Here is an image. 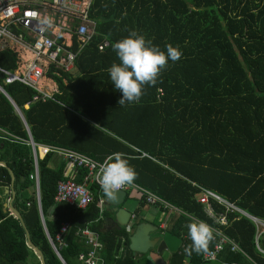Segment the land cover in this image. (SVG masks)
Listing matches in <instances>:
<instances>
[{
	"label": "trees",
	"instance_id": "obj_1",
	"mask_svg": "<svg viewBox=\"0 0 264 264\" xmlns=\"http://www.w3.org/2000/svg\"><path fill=\"white\" fill-rule=\"evenodd\" d=\"M89 16L96 21L95 34L78 54L75 70L46 73L56 84L49 98L42 100L18 81L5 83L0 73L7 94L0 91V133L6 132L0 138L5 163L0 165V264L30 257V264H40L26 232L44 264H63L53 246L64 264H81L77 256L87 246L77 232L83 227L97 232L107 264H147L146 255L132 254L126 229L99 230L96 200L104 193L97 183L88 184L93 201L85 209L54 202L58 181L81 183L87 171L53 151L41 155L39 146L73 150L100 164L122 153L137 173L133 184L178 211L164 228L182 240L168 264H264V230L213 199V210L227 219L221 230L243 253L224 247L215 261H204V252H184L191 244L189 222L217 226L197 201L201 189L264 221V0H92ZM133 29L162 51L172 46L181 55L166 64L155 85L145 86L137 102L120 106L121 93L107 68L118 63L112 44ZM103 40L108 45L99 50ZM16 60L14 52L0 51L1 68L15 69ZM31 141L43 156L36 161L38 195L30 178ZM9 170L11 204L21 220L2 211L11 198L4 194ZM65 222L60 244L57 234ZM212 245L211 239L207 250Z\"/></svg>",
	"mask_w": 264,
	"mask_h": 264
},
{
	"label": "built area",
	"instance_id": "obj_2",
	"mask_svg": "<svg viewBox=\"0 0 264 264\" xmlns=\"http://www.w3.org/2000/svg\"><path fill=\"white\" fill-rule=\"evenodd\" d=\"M91 4L92 0H0V51L10 49L17 55L23 53L30 55L29 59H22L19 56L20 62L17 63L14 70L0 67L4 82L9 84L18 81L37 90L41 94L42 100L49 98L56 91V88L54 89L56 84L46 76L47 71L53 69V71L65 73L73 72L78 54L95 34L96 21L89 16ZM107 45V40H103L98 45V49L102 50ZM49 83L53 84L52 88L47 91L43 90L50 86ZM33 99L36 100L38 97L35 96ZM5 134L6 132L1 131L0 138L4 139ZM30 144L33 148L35 164L30 178L36 182V161L39 154L35 151L33 143ZM39 148L45 149L43 155L48 151H53L72 165L87 171L81 183H76L71 179L58 181L54 195L55 203L65 202L79 209H85L93 201L88 184H98L97 172L101 164L73 150L49 146H39ZM128 189L136 191L139 197L149 205L174 209L154 193L133 183L122 186L118 190L126 191ZM209 199L223 205L226 211H237L243 214L240 209L214 192L201 189L197 201L205 206L206 215L217 225L210 226L213 245L203 253L202 259L215 261L224 247H228L234 253H243L237 243L221 230V227L227 224V219L224 213H216L213 210ZM134 217V214H131L129 228H131ZM247 217L253 221L257 228L264 226L263 221L249 215ZM67 227L68 223H63L57 234V241L60 244H62V234L66 232ZM261 231L263 230H258V232ZM77 234L87 246L86 251L78 254L77 260L81 264H107L100 254L97 232L83 227L78 230ZM53 249L56 251L54 246Z\"/></svg>",
	"mask_w": 264,
	"mask_h": 264
},
{
	"label": "clouds",
	"instance_id": "obj_3",
	"mask_svg": "<svg viewBox=\"0 0 264 264\" xmlns=\"http://www.w3.org/2000/svg\"><path fill=\"white\" fill-rule=\"evenodd\" d=\"M112 49L118 63L111 64L107 73L113 88L121 93L117 101L120 106L137 102L143 95L145 86L155 85L166 64L176 61L181 55L180 51L172 46H166L162 51L134 29L114 42ZM136 178L135 169L119 152L109 156L97 172L100 189L112 200L117 198L118 189L131 185ZM187 235L191 244L185 247V254H200L207 250L208 242L212 239V230L207 223L193 220L187 224Z\"/></svg>",
	"mask_w": 264,
	"mask_h": 264
},
{
	"label": "water",
	"instance_id": "obj_4",
	"mask_svg": "<svg viewBox=\"0 0 264 264\" xmlns=\"http://www.w3.org/2000/svg\"><path fill=\"white\" fill-rule=\"evenodd\" d=\"M0 91L7 96L5 91L0 87ZM18 114L20 112L17 110ZM32 143V141H31ZM36 156V155H35ZM36 158V157H35ZM0 165L5 166V163L0 161ZM11 176L10 186L4 187V194L11 193V198L7 199L3 203V212L10 211L16 218L21 220V216L19 212L12 206L11 202L14 197L13 192V182L14 176L12 172L9 170ZM35 189L37 195L38 193V180L35 182ZM126 192L123 190H117V198L115 200L109 199L105 194L103 196V203L107 207L108 215L103 219L102 226L105 224H109L111 229L121 230L126 228L129 225L131 218V211L125 207ZM243 215L248 216L245 212ZM151 233H154V236H151ZM27 237V245L37 254L40 264H44V260L40 251L31 243L28 238V234L26 232ZM182 240L180 237H177L170 233L169 231H164L162 233H158L157 226L152 225L146 222L137 223L134 227V230L129 235V249L131 250L133 255L136 254H146L150 249H155L156 252H162L164 250H168L170 253L177 252L181 246ZM58 258L62 261L60 255L55 251Z\"/></svg>",
	"mask_w": 264,
	"mask_h": 264
},
{
	"label": "crops",
	"instance_id": "obj_5",
	"mask_svg": "<svg viewBox=\"0 0 264 264\" xmlns=\"http://www.w3.org/2000/svg\"><path fill=\"white\" fill-rule=\"evenodd\" d=\"M3 50H10V49H3ZM2 51V50H1ZM12 51V50H10ZM14 52V51H12ZM15 53V52H14ZM16 54V53H15ZM22 57V59H29L30 55L27 53H23L21 54H16V67H17V63L20 62V57ZM19 57V58H18ZM14 70V69H13ZM46 83V82H43ZM50 85V83H49ZM46 85L44 84V87ZM53 84L51 83V85L49 87H45L43 88V90H49L50 88H52ZM39 148V147H38ZM39 152L41 155L44 154L45 149L44 148H39ZM39 158H42L43 156L37 155ZM59 156V155H58ZM60 157V156H59ZM65 171L71 173V175L75 174V171H73L72 169H66ZM126 195H125V207L127 209H129L131 211L132 214H134V219L131 222V228H129L130 225H128L126 228L128 234L130 235L132 233V231L134 230V227L137 223L140 222H146V223H150L152 225L157 226V231L158 233H162L164 232V228L168 225L169 221L172 219L173 214H175V212H178L176 208L174 209H169V208H159L157 206L154 205H149L147 204L142 198H140L138 196V198L136 197V194L134 193L135 191H133V193H131V195H129L128 191L126 190ZM104 196V195H103ZM103 196H99L96 200V205L100 210V216H99V221H100V226H99V230L101 232H107V231H113L116 229H111L109 224H105L102 226L103 223V219L108 215L107 212V207L106 205L103 203ZM133 198L132 202L129 201L128 199ZM101 200V202H100ZM198 200V199H197ZM205 207V206H204ZM48 219L49 220H53V216L52 215H48ZM138 221V222H137ZM154 233H151V236H154ZM167 253L166 257H164V254ZM170 252L168 250H164L162 252H156L155 249H150L146 254V259H147V264H168L169 259L171 257V254L168 255ZM139 255V254H136ZM143 255V254H141ZM29 260L31 261V263L34 262V258H29Z\"/></svg>",
	"mask_w": 264,
	"mask_h": 264
},
{
	"label": "rangeland",
	"instance_id": "obj_6",
	"mask_svg": "<svg viewBox=\"0 0 264 264\" xmlns=\"http://www.w3.org/2000/svg\"><path fill=\"white\" fill-rule=\"evenodd\" d=\"M56 88V86H54V89ZM128 191V193H129V195H131V193H133V189H128L127 190ZM135 194H136V197L138 198V194H137V192L135 191L134 192ZM129 201H131L132 202V200H133V198H131V199H128ZM262 221V220H261ZM264 222V221H263ZM258 230H264V226L263 227H261V226H258V228H257ZM166 255H167V253H165L164 254V257H166ZM168 255H170V253L168 254ZM16 264H30V260H26L25 262H18V263H16Z\"/></svg>",
	"mask_w": 264,
	"mask_h": 264
}]
</instances>
